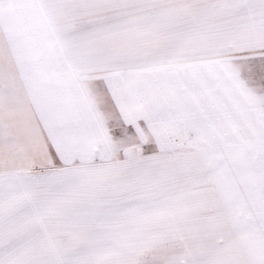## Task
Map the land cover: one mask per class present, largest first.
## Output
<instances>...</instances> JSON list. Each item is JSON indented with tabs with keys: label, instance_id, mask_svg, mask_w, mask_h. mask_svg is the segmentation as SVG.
Returning <instances> with one entry per match:
<instances>
[{
	"label": "snow or ice",
	"instance_id": "snow-or-ice-1",
	"mask_svg": "<svg viewBox=\"0 0 264 264\" xmlns=\"http://www.w3.org/2000/svg\"><path fill=\"white\" fill-rule=\"evenodd\" d=\"M0 264H264V0H0Z\"/></svg>",
	"mask_w": 264,
	"mask_h": 264
}]
</instances>
